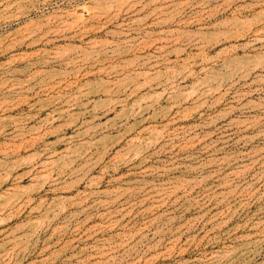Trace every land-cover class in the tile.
Segmentation results:
<instances>
[{
  "label": "rangeland",
  "instance_id": "374dc122",
  "mask_svg": "<svg viewBox=\"0 0 264 264\" xmlns=\"http://www.w3.org/2000/svg\"><path fill=\"white\" fill-rule=\"evenodd\" d=\"M0 264H264V0H0Z\"/></svg>",
  "mask_w": 264,
  "mask_h": 264
}]
</instances>
